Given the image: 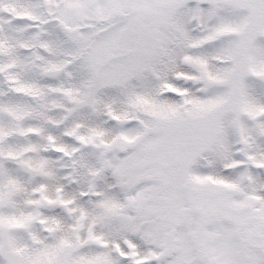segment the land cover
<instances>
[{"label": "snow or ice", "instance_id": "6c2138e0", "mask_svg": "<svg viewBox=\"0 0 264 264\" xmlns=\"http://www.w3.org/2000/svg\"><path fill=\"white\" fill-rule=\"evenodd\" d=\"M0 264H264V0H0Z\"/></svg>", "mask_w": 264, "mask_h": 264}]
</instances>
